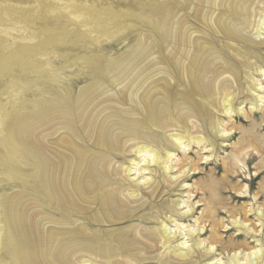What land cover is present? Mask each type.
<instances>
[{"label":"bare ground","instance_id":"1","mask_svg":"<svg viewBox=\"0 0 264 264\" xmlns=\"http://www.w3.org/2000/svg\"><path fill=\"white\" fill-rule=\"evenodd\" d=\"M253 46L264 0H0V264H264V207L227 210L255 246L183 221L203 205L189 151L216 157L224 118L264 106Z\"/></svg>","mask_w":264,"mask_h":264},{"label":"rangeland","instance_id":"2","mask_svg":"<svg viewBox=\"0 0 264 264\" xmlns=\"http://www.w3.org/2000/svg\"><path fill=\"white\" fill-rule=\"evenodd\" d=\"M109 1L113 2L116 0ZM57 4H60L59 1H57ZM122 5L126 6L127 2L123 1ZM12 24H14L13 21L10 22L9 25L11 26ZM119 41H121V39L116 38L113 43H110V45H107L104 49L107 50V53H112L114 55L121 54L127 46L123 43H119ZM251 49L260 54L264 52V46L262 48L253 46ZM67 51L87 53L85 50L73 48H69ZM94 52H98V50L96 49ZM64 62V59L54 58L49 63V66L53 69ZM34 71V69H32V71L27 70L23 75H20V78L27 79L33 75ZM70 73L77 74L75 70L70 71ZM17 74H19V71ZM32 77H34V75ZM256 78L262 79L263 77L256 75ZM242 82L245 85L244 79ZM261 82H264V79H262ZM83 83L85 82H81L80 85ZM4 84L5 80L0 77V88H2ZM80 85L78 84L76 89H78ZM245 98L246 94L240 95L237 103H241ZM6 101L7 95L2 92L0 94V103H5ZM242 106H244L246 115H236L232 119L224 118L226 119L225 126L232 128L231 135L226 139L216 140L213 138L216 140V157H212L209 160L205 158L201 159V157L209 153L205 152V150L200 151V147L196 146L189 151V157L194 160V164L197 163L199 166L198 173L193 174V171H191L190 177L186 179L190 186H192L189 189L197 192L196 196H192L190 200L195 199V202L201 201L200 203L203 205L198 206L195 213L183 221H185V224L190 223L194 225L196 218L200 217V220L206 221L211 219L209 215H213L216 220L214 226L218 230V236L223 238L226 245L228 244V240L234 237L238 242H247L250 246H255L258 243L253 237L246 235L242 231L240 232L231 224L232 217L230 214L231 212H229L234 209L236 211L235 218L237 220H242L245 212L243 208L246 206L250 209V207L254 205L256 213L261 212L264 207V106L262 109L253 112L250 111V104L248 102H244ZM178 156L182 158L183 154L179 153ZM5 189L8 190L9 186H5ZM245 189L248 190L246 195L239 193L241 190ZM176 194H178L177 191L176 193L172 192L174 198L177 197ZM192 195H194V193ZM166 197H168V195ZM187 198L188 197H185V199ZM162 201H158L161 207ZM229 208L230 210L227 211ZM257 214H255V212H248V224H256V228L259 227L258 229H260L261 226L260 221H258V216H256ZM199 221L196 222V226L199 224ZM207 224H209V222H207ZM208 229L210 231V227H208ZM209 231L203 236L204 238L210 235ZM258 237L264 242V235H258ZM216 249L215 247V250ZM244 249V246L236 249L225 247L219 248V250H216V253L223 252V261L226 260V257L237 254L241 257V263H245L246 259H244L243 255L246 250L244 251ZM252 257H254V255H252Z\"/></svg>","mask_w":264,"mask_h":264}]
</instances>
